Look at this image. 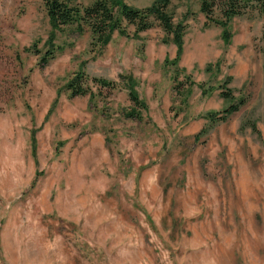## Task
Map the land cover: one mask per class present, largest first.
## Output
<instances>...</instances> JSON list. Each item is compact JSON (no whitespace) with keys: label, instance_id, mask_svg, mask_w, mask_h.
I'll return each mask as SVG.
<instances>
[{"label":"rangeland","instance_id":"1","mask_svg":"<svg viewBox=\"0 0 264 264\" xmlns=\"http://www.w3.org/2000/svg\"><path fill=\"white\" fill-rule=\"evenodd\" d=\"M166 1L184 25L176 67L155 23L100 48L52 30L41 0H0V264H264V20L232 17L224 43L200 0ZM77 71L93 97H69ZM224 88L243 104L208 127Z\"/></svg>","mask_w":264,"mask_h":264},{"label":"trees","instance_id":"2","mask_svg":"<svg viewBox=\"0 0 264 264\" xmlns=\"http://www.w3.org/2000/svg\"><path fill=\"white\" fill-rule=\"evenodd\" d=\"M41 3L52 30H60L65 26L73 27L78 33L87 30L90 35V43L100 48L110 41L113 32L128 36L126 25L133 26L131 35L136 37L137 33L149 29L155 23L163 31L165 41L169 40L175 46L174 58L169 61L165 60V62L175 67L177 65L182 51L184 25L182 22L172 21V17L166 9V0H156L141 8L129 6L123 0H92L86 5L79 3L77 0H41ZM213 9L219 12V17H214L212 14ZM199 10L205 17V25H217L221 28L220 37L224 43L229 41L228 23L232 17L254 11L264 20V0H200ZM53 37L54 32H51L50 38ZM262 37L264 38V26ZM50 58H53L51 51H47L41 58V63H46ZM119 78L126 88L127 97L131 103V108L129 107L126 112L127 117L142 120V111L146 109V105L133 89V79L130 75L121 74ZM91 81L102 87H113L112 81L102 78L92 77ZM188 83L192 84L190 81ZM198 87L202 89V92L212 89L201 83L198 84ZM64 88L68 91L69 97L94 96L87 84V76L83 71L74 73L66 81ZM219 95L229 103L220 112L209 111L205 113L204 116L209 122L208 127L225 121L243 104L242 98L232 99V93L228 88L221 89ZM250 127L252 131H255L253 123L250 124ZM30 146L31 153L34 156V132L30 134Z\"/></svg>","mask_w":264,"mask_h":264}]
</instances>
